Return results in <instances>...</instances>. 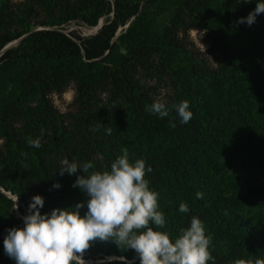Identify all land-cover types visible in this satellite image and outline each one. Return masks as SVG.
Masks as SVG:
<instances>
[{
  "label": "trees",
  "instance_id": "16d2710c",
  "mask_svg": "<svg viewBox=\"0 0 264 264\" xmlns=\"http://www.w3.org/2000/svg\"><path fill=\"white\" fill-rule=\"evenodd\" d=\"M41 1L46 17L39 24L46 28L32 32V9H15L9 0H0V85L14 84L18 90L0 101V137L8 146L7 155L0 158V264H16L5 254L3 241L8 229L24 226L23 216L18 220L11 214L13 201L2 190L21 197V183L44 181L42 215L54 209L71 211L83 203V216L89 199L73 187L79 176H86L82 169L74 175L59 174L61 166L52 161L58 151L53 143L34 148L15 138L8 127L12 107L31 125L44 126L49 112L42 99L34 111L28 104L41 98L45 88L74 81L78 99L88 105L89 93L111 77L128 91L123 98L126 113L108 126L86 119L92 133L80 136L65 154L78 165L92 162L91 174L110 171L111 163L127 149L130 162L144 159L146 167L153 168L145 179L150 190L159 193L158 210L166 221L162 229L151 225L154 230L175 238L195 216L213 236L209 251L215 264L264 259V187L241 193L248 172L264 174V14L251 25L260 28L258 42L244 27L238 37L228 28L232 9L240 6L246 18L264 0H211L205 6L174 0L206 30L223 68L218 76L197 72L191 55L156 31L150 13L163 0H115L113 17L96 35L80 42L51 27L79 20L96 29L104 13L100 3L73 12L59 9L56 0ZM15 24L20 42L3 51L15 39L10 32ZM120 26L126 29L116 37ZM122 50L157 57L175 81L179 101L190 102L193 117L188 124L180 122L175 106L167 107L169 115L164 118L147 110L154 102L126 77L124 66L131 59ZM197 192L204 194L202 199H197ZM31 200L23 202L24 210L20 206L25 216ZM181 202L188 204V213L179 212ZM84 259L101 261L92 264H140L134 250L111 240L94 242Z\"/></svg>",
  "mask_w": 264,
  "mask_h": 264
},
{
  "label": "clouds",
  "instance_id": "9594fccd",
  "mask_svg": "<svg viewBox=\"0 0 264 264\" xmlns=\"http://www.w3.org/2000/svg\"><path fill=\"white\" fill-rule=\"evenodd\" d=\"M260 14H264V2H258L254 11L237 23L251 26ZM175 107L180 122L188 124L193 117L190 102L183 100ZM147 110L160 118L169 115L160 100ZM107 131L110 135L111 129ZM43 134L41 129V137L26 138L28 146L40 148ZM60 163L61 176L65 173L74 175L78 169L86 174L79 176L73 187H79L89 197L87 212L82 216L80 209L84 204L78 203L74 210L54 209L50 215H42L40 209L44 207V198L40 195L32 197L29 214L22 218L24 226L8 229L3 241L5 254L16 264H87L85 253L97 240H111L118 246L134 250L140 264H208L209 261L215 264L209 251L213 236L206 234L205 225L199 218L193 216L190 226L181 228L175 238L151 226L162 229L166 221L165 214L158 210L159 193L150 190L149 181L145 179L146 173H152L153 168L146 167L144 159L130 162L128 150L122 149V155L111 163L110 171H93L91 174L89 170L94 165L90 161L78 165L65 158ZM53 187L58 189L61 185L54 184ZM2 193L9 192L2 190ZM203 196L202 192L196 193L197 199ZM179 212L188 213V204L181 202ZM234 264H264V259H238Z\"/></svg>",
  "mask_w": 264,
  "mask_h": 264
},
{
  "label": "rangeland",
  "instance_id": "374dc122",
  "mask_svg": "<svg viewBox=\"0 0 264 264\" xmlns=\"http://www.w3.org/2000/svg\"><path fill=\"white\" fill-rule=\"evenodd\" d=\"M115 0H56V5L59 9L71 10L77 12L88 3H100L104 8V13L99 19L101 28L105 26L113 17ZM191 4L201 6L207 5L211 0H186ZM41 0H9V4L17 8L32 9V14L29 16L33 28L31 31H37L46 27L41 26L46 15L43 11L44 5ZM157 6L151 10L150 18L156 31L162 34L166 39L181 46L187 51L193 60L195 70L210 75L218 76L223 68L219 58L213 52L206 30L196 20L188 14L184 6L174 2V0H163L161 7ZM246 16L242 13L241 7L231 10L228 20V28L240 36V28L244 27L248 30V35L255 42H258L260 28L250 27L246 23L239 24L237 21ZM96 24V25H97ZM17 25L10 27L12 37L15 39L7 46L16 47L20 39L16 38ZM91 26L84 25L79 20H73L62 25H56L51 28L62 31L66 36L78 42L83 39L90 38L96 35L99 31L89 28ZM125 27V28H124ZM124 28V29H123ZM126 26H120L116 32V37L124 32ZM26 36V35H25ZM78 38H77V37ZM257 39V40H256ZM123 55H127L131 59L130 63L124 66L126 77L132 79L139 87L140 92L153 102L160 100L166 107L175 106L180 103L177 93V85L170 73L164 65L152 53H143L139 55L130 54L128 50H122ZM103 84L96 86L90 93L88 105H84L77 97V87L74 81H69L65 85H60L59 88H45L41 94V98L33 100L28 105L34 111L39 106L40 99L42 105L48 110V119L44 126L35 127L31 125V120L20 113L17 107H12L9 115L8 127L18 141L31 137L36 139L41 137V129L44 130L41 139L42 145L53 143L58 148L57 153L53 158V162L61 166V160L67 158L70 162L74 159L65 154V151L70 147H74L79 143L80 136L87 137L92 133V127L86 119L101 123L103 126H108L117 119H122L126 113L123 105V98L127 94V90L118 78H107ZM14 84L0 85V101L4 97H11L17 93ZM117 101V102H115ZM118 104V107L115 106ZM38 113L36 114V116ZM64 146V149L61 147ZM8 146L4 138L0 137V158L6 156ZM44 181H36L31 184H20L22 196H13V205L9 207L11 214L15 219L21 220L19 217L25 215L21 213L20 206L24 210L23 202L32 199L36 195L47 198L44 190ZM264 187V174L261 172H248L246 182H242L241 193H246L250 190H260ZM18 205V207H17ZM22 221V220H21ZM87 264L100 262V260H86Z\"/></svg>",
  "mask_w": 264,
  "mask_h": 264
},
{
  "label": "water",
  "instance_id": "95a60500",
  "mask_svg": "<svg viewBox=\"0 0 264 264\" xmlns=\"http://www.w3.org/2000/svg\"><path fill=\"white\" fill-rule=\"evenodd\" d=\"M33 32V31H32ZM9 47L8 46H6L4 49H3V51H5V50H7ZM2 51V52H3ZM4 195H6L7 197H9V198H12L13 199V196H12V194H10V193H8V194H5V193H3ZM23 221V220H22ZM107 259H109V260H115L116 259V257H113V258H107ZM96 263H98V262H96ZM129 263H131V262H128V264Z\"/></svg>",
  "mask_w": 264,
  "mask_h": 264
},
{
  "label": "bare ground",
  "instance_id": "6f19581e",
  "mask_svg": "<svg viewBox=\"0 0 264 264\" xmlns=\"http://www.w3.org/2000/svg\"><path fill=\"white\" fill-rule=\"evenodd\" d=\"M101 26H102V25L99 24V26L96 28L95 32H96V31H99V29L101 28Z\"/></svg>",
  "mask_w": 264,
  "mask_h": 264
}]
</instances>
